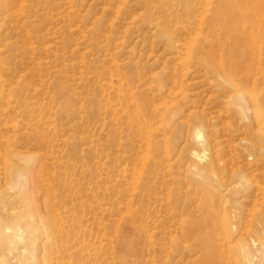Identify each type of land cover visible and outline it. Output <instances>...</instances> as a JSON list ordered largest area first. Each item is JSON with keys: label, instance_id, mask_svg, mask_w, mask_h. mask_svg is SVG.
I'll list each match as a JSON object with an SVG mask.
<instances>
[{"label": "rangeland", "instance_id": "rangeland-1", "mask_svg": "<svg viewBox=\"0 0 264 264\" xmlns=\"http://www.w3.org/2000/svg\"><path fill=\"white\" fill-rule=\"evenodd\" d=\"M0 81V264H264V0H0Z\"/></svg>", "mask_w": 264, "mask_h": 264}, {"label": "bare ground", "instance_id": "bare-ground-1", "mask_svg": "<svg viewBox=\"0 0 264 264\" xmlns=\"http://www.w3.org/2000/svg\"><path fill=\"white\" fill-rule=\"evenodd\" d=\"M3 10V9H2ZM3 12V11H2ZM24 26V25H23ZM35 33V32H34ZM23 35H25L26 37H28V35H29V33H28V31L27 30H24V34ZM24 40V39H23ZM27 40V39H26ZM24 42V41H23ZM30 41L28 40V43H27V47H29V48H31L30 46L32 45V43L30 42ZM33 47V46H32ZM35 51V50H34ZM2 90H3V87H2V81H0V101L1 102H3L4 100H2L3 98H2V95H3V93H2ZM4 98H5V96H4ZM6 102H7V99L5 100ZM4 103V102H3ZM9 104V103H8ZM6 107H7V105H6ZM4 110V109H3ZM6 110V109H5ZM138 113V112H137ZM140 113V112H139ZM138 113V114H139ZM139 118V117H138ZM141 121V120H140ZM138 125H136V127H137ZM138 128V127H137ZM141 130H142V128H141ZM196 136H197V138L199 139L200 137H201V133H200V131H196ZM201 140V139H200ZM200 142V141H199ZM202 157V156H201ZM214 262V261H213ZM213 262H211L210 264H216L215 262L213 263Z\"/></svg>", "mask_w": 264, "mask_h": 264}]
</instances>
